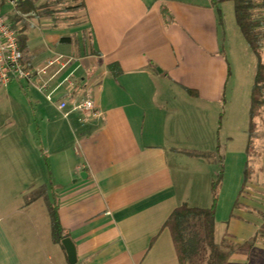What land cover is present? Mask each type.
I'll use <instances>...</instances> for the list:
<instances>
[{
  "label": "crops",
  "instance_id": "1",
  "mask_svg": "<svg viewBox=\"0 0 264 264\" xmlns=\"http://www.w3.org/2000/svg\"><path fill=\"white\" fill-rule=\"evenodd\" d=\"M83 1L82 9L67 13L70 18L54 20L34 0L36 14L26 20L23 62L35 70L62 55L68 63L43 75V91L36 82L0 85L10 88L3 107L7 119L0 123V264H69L58 243L43 239V196L27 202V192L43 185L57 192L61 224L76 246L75 264H181L165 221L182 203L200 207L189 203L182 155L197 154L210 162L202 155L208 150L190 144L203 137L201 113L213 116L229 73L218 54L216 11L210 0ZM208 26L216 32L217 55L211 57L201 49ZM206 58L224 66L226 77L220 72L209 85ZM110 64H115L114 73ZM52 90L49 101L44 93ZM86 96L101 115H64L57 108L59 100L71 105ZM38 99L46 105L40 109L44 114L55 111L44 115L46 138L50 134L55 143L72 141L78 157L76 162L72 153L60 154L62 179L51 167L47 181L42 179L40 161L47 153L35 144L34 133L40 137L41 131L28 114ZM209 124L211 132L213 121ZM240 160L235 183L226 185L224 173L219 188L215 225L220 222L223 229L217 241L224 230L239 242L255 237L256 251H236L229 260L264 264V221L250 210L256 207L247 193L250 183L240 197L244 207L233 209L247 162ZM225 199L227 210L221 213Z\"/></svg>",
  "mask_w": 264,
  "mask_h": 264
},
{
  "label": "rangeland",
  "instance_id": "2",
  "mask_svg": "<svg viewBox=\"0 0 264 264\" xmlns=\"http://www.w3.org/2000/svg\"><path fill=\"white\" fill-rule=\"evenodd\" d=\"M37 3L38 6L44 5L48 9L55 10L58 7L70 3V0L63 1L61 4L56 3L55 0H37ZM219 8L221 21L218 20V54L223 57L222 59L224 60V64H227L226 67L229 73H227L228 75L226 77V68L224 69V66L220 68L219 65L216 66L213 58L210 60L206 58L208 60L207 70L212 73V78L211 80L207 79V83L209 85L214 84L216 82V76L218 78L220 72L224 74L226 79L221 89L220 100L213 105V116L209 114V111L201 113V132L202 134L204 133L203 137L196 140L195 143L190 144L193 145L191 147L193 149L208 150L204 157L210 159V162H207V159L197 158V154H187L184 152L182 155V175L185 177V180L190 183V191L188 192L190 197L189 203L191 205H200V207H209L211 204V189L208 186L207 180H210V183L217 182L220 177L222 183L223 175L225 173V184L227 185L228 183L231 187L236 181V168H238V162L241 161V157L245 158L251 166V175L248 182L250 183V191L247 193L250 195L249 199H251L252 203L256 205L255 208L261 212L258 216L264 221V107L262 108L261 116L256 119L257 129L254 135L255 153L248 158L245 157V147L247 142L246 129L249 121L248 108L250 90L256 69V57L236 23L233 2L224 1L219 5ZM67 13L68 12H56L54 15L57 19L62 18V16H64L65 19H68L70 16H68ZM28 18H31V16L25 18L19 17L18 22H15V24H17L16 26H18V23L22 20L26 21ZM12 22L14 23V21ZM58 22L67 23L69 21H61L60 19ZM206 39L207 41L204 43L205 47L201 46L204 56H216L215 49H213L216 44V32L212 27H207ZM9 89L10 88L0 87V123L7 119L8 111H3V107L4 105H7L5 98L6 92H8ZM205 92L207 94V91ZM9 93L12 97L16 96L11 92ZM37 102L38 103H35V101L32 102L28 114L31 116L32 120L37 121V129L41 131L40 137L37 136V132L36 134L34 133L36 136L35 144L39 151L40 148H42L43 153H47L44 154V157H42L40 161V168L43 175L42 179L47 181L46 174L50 171V167L52 170L56 171L53 175L58 174L59 178L62 179L64 177L65 165L61 164L62 159L59 158V156L64 153L71 154L73 143L68 139L65 140V142L62 141L60 143L52 142L50 134L46 138V124L43 122L45 119L44 115H46L44 112L46 110H40L46 105L42 101H39V99ZM50 110L55 112L51 108L47 112V115L51 114ZM210 121H213L214 126V130L211 132L208 129ZM56 149H59L57 157H55L57 153V151H55ZM72 155L77 162V154L75 155L72 153ZM216 156L218 160H216ZM220 170H222V175L219 176L218 172ZM221 183L219 187L221 186ZM34 193L35 191L30 193L27 192L26 197L31 199L33 198ZM39 204L42 206L40 208L43 211L44 218L42 235L43 239L46 241V238H52L50 217L47 206L45 205V199L40 198ZM227 205L226 199L222 201L221 213H225ZM255 214L257 213L255 212ZM190 221L191 223L187 224L185 227L187 238H190L188 240L190 243L189 253L193 254L190 257L189 264H204L208 251L207 246L202 239L203 230L200 224V219L192 217L190 218ZM262 224L260 231L264 235V223ZM222 229V223L219 222L215 225L214 236L216 241L220 236ZM46 246L47 245H45V247ZM256 261L259 262V258Z\"/></svg>",
  "mask_w": 264,
  "mask_h": 264
},
{
  "label": "trees",
  "instance_id": "3",
  "mask_svg": "<svg viewBox=\"0 0 264 264\" xmlns=\"http://www.w3.org/2000/svg\"><path fill=\"white\" fill-rule=\"evenodd\" d=\"M66 0H55L56 3L61 4ZM224 1L233 2V11L236 23L242 33L244 39L247 41L249 47L252 49L256 57V69L253 77V83L250 90V102H249V121L247 132V142L245 147V152L248 157L255 153L254 148V135L257 129L256 119L261 116L262 108L264 107V50H263V39H264V15L261 13L262 5L259 0H210L211 5L216 11L218 20L221 21L220 8L219 5ZM16 7L21 11L35 10L36 6L34 0H24L20 2ZM84 7L83 0H70V3L65 4L62 7L46 10V13L50 14L55 20L56 12L66 13L75 12ZM64 16H62L63 18ZM16 15L12 16V21H14L13 26L16 27L18 31L19 46L22 50L26 45V34L25 29L28 26L25 20L18 22ZM115 64H110L111 71L114 73ZM188 93L196 95L197 92L192 88H185ZM218 147V146H217ZM202 154V153H201ZM206 155V154H202ZM218 175H222V170L218 172ZM251 175V166L248 162L244 166V177L240 187V190L234 200L233 209L243 208L244 204L240 201L241 194L247 187L249 178ZM222 177V176H221ZM220 180V181H219ZM221 179L217 182H212L211 189V204L209 207H197L189 206L186 203H182L176 207L170 216L165 221V225L169 227L172 235V239L178 254L181 264H187L190 260L191 253H189V239L186 235L185 227L187 224L191 223L190 218L197 217L200 219V224L203 230V241L207 246V256L205 258L204 264H233L230 262V257L232 253L236 251H246L253 252L256 251L254 245L256 238H251L246 241H236L234 236L229 234L227 230H224L219 241L215 240L214 227H215V213L218 201V192ZM43 196L48 209L51 225V235L52 240L64 249L61 240L65 236H69L68 232L62 226L59 217V201L57 192L54 190H48V188L43 185L38 190L35 191L33 197ZM32 199V198H31ZM31 199L27 198V202ZM251 211L260 214L256 208H251ZM235 216L234 213H230V217Z\"/></svg>",
  "mask_w": 264,
  "mask_h": 264
},
{
  "label": "built area",
  "instance_id": "4",
  "mask_svg": "<svg viewBox=\"0 0 264 264\" xmlns=\"http://www.w3.org/2000/svg\"><path fill=\"white\" fill-rule=\"evenodd\" d=\"M23 0H0V85L5 86L12 80L26 81L27 83H37L38 89L43 91L47 87V80L43 75L50 72L54 66L58 65L57 72L66 66L68 60H64L62 55L48 59L45 64L35 70L28 68L23 62V53L19 46L18 31L13 26L12 16L25 18L34 16L35 10L21 11L16 7ZM262 5L261 13L264 15V0H259ZM264 19V18H263ZM52 91L45 94L47 100H52ZM57 108L64 115L70 111L80 112L82 117H94L102 114V110L95 101L86 96L76 99L71 105L66 100H59Z\"/></svg>",
  "mask_w": 264,
  "mask_h": 264
},
{
  "label": "water",
  "instance_id": "5",
  "mask_svg": "<svg viewBox=\"0 0 264 264\" xmlns=\"http://www.w3.org/2000/svg\"><path fill=\"white\" fill-rule=\"evenodd\" d=\"M62 246L64 247L67 260L69 264H75L77 260L76 256V246L74 241L71 239L70 236H65L61 240Z\"/></svg>",
  "mask_w": 264,
  "mask_h": 264
}]
</instances>
